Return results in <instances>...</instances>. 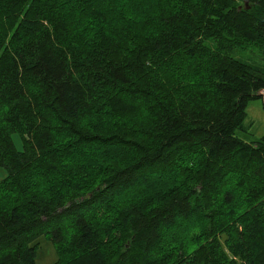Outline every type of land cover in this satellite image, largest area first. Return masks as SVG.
Masks as SVG:
<instances>
[{
    "label": "trees",
    "instance_id": "trees-1",
    "mask_svg": "<svg viewBox=\"0 0 264 264\" xmlns=\"http://www.w3.org/2000/svg\"><path fill=\"white\" fill-rule=\"evenodd\" d=\"M137 1L0 0V264H264V0Z\"/></svg>",
    "mask_w": 264,
    "mask_h": 264
},
{
    "label": "rangeland",
    "instance_id": "rangeland-1",
    "mask_svg": "<svg viewBox=\"0 0 264 264\" xmlns=\"http://www.w3.org/2000/svg\"><path fill=\"white\" fill-rule=\"evenodd\" d=\"M149 5L155 3V0H148ZM178 5H182L181 0H174ZM118 6L129 12H140L141 8L146 6L145 3H139L137 0H118ZM147 11L143 9L142 12ZM234 57L247 63L251 67L264 72V49L255 46H243L240 51H236ZM245 124H251L250 133L253 138H259L264 134V98L262 100L249 101L246 108ZM14 146L21 150L20 140L17 135L12 136ZM5 171L0 168V179L5 175ZM162 174V175H160ZM160 175V176H159ZM182 177V176H181ZM179 174L175 176L164 173L163 171L154 177L147 176L145 180L139 181L133 188L124 191L128 197L138 196L144 193L154 200H161L163 194L169 190L180 186L183 181ZM181 228V226H180ZM177 229L178 226H177ZM36 264H55L57 255L51 242L40 237L34 244Z\"/></svg>",
    "mask_w": 264,
    "mask_h": 264
},
{
    "label": "crops",
    "instance_id": "crops-1",
    "mask_svg": "<svg viewBox=\"0 0 264 264\" xmlns=\"http://www.w3.org/2000/svg\"><path fill=\"white\" fill-rule=\"evenodd\" d=\"M261 136H262V135H261ZM261 136H259V137H261ZM5 177H6V174L0 179V181L3 180Z\"/></svg>",
    "mask_w": 264,
    "mask_h": 264
}]
</instances>
